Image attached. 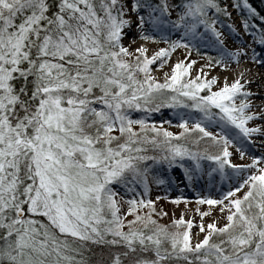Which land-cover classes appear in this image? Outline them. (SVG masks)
I'll list each match as a JSON object with an SVG mask.
<instances>
[{"label": "snow or ice", "instance_id": "obj_1", "mask_svg": "<svg viewBox=\"0 0 264 264\" xmlns=\"http://www.w3.org/2000/svg\"><path fill=\"white\" fill-rule=\"evenodd\" d=\"M221 15L217 0H0V264H264V154L231 159L256 138L264 147V99L254 103L245 71L212 91L216 79L190 78L196 61L163 82L150 68L201 44L218 52L209 65L240 63L248 50L227 47ZM133 29L167 47L130 51ZM248 58L264 66L254 50ZM164 108L190 110L177 113L179 135L147 122ZM158 164L191 183L241 177L222 199L198 201L220 206L223 223L201 224L194 242L191 221L154 218V202L135 195L166 183Z\"/></svg>", "mask_w": 264, "mask_h": 264}, {"label": "rangeland", "instance_id": "obj_2", "mask_svg": "<svg viewBox=\"0 0 264 264\" xmlns=\"http://www.w3.org/2000/svg\"><path fill=\"white\" fill-rule=\"evenodd\" d=\"M222 6L227 8V12L230 14L228 16L223 15V19L219 20L218 28L223 31L224 39L226 41V45L230 50L235 51L237 48L247 49L249 56L252 55V51L254 50L259 59H264V53L260 55V51L256 50L259 44L254 43V40L259 39V31L261 28H264V20L256 21V25L258 27H250L247 31L242 27L238 18L235 15V8L240 9L246 15H248L251 19L255 16H252L249 12L248 8L244 7V0H240L239 7L235 6L234 0H221ZM215 15V13H211ZM231 26V27H229ZM132 34L136 36L134 41L138 44V47L143 46L148 49V56L151 57L154 55L159 49L166 48L167 45L164 43H151L147 41L140 40L137 38L136 31L133 29ZM236 34L239 37V44L236 45L233 42V35ZM176 34H172V39H176ZM247 44V47L241 45V42ZM133 42V39L130 37H125L123 43L126 47H128V43ZM261 47V46H260ZM264 47V46H262ZM130 51H135L136 48H129ZM191 51V55L187 54V50L181 48L177 49L175 52L171 53L170 58H167L166 63H161V61H157L156 64L151 65V72L152 75L160 82L164 81L165 75L170 76L172 73L173 68H169V64L171 59L175 54H178L179 57L175 61L174 65L181 61H196V63L190 69V78L195 79L197 76H200L201 82L204 80H210L211 75L215 73H220L221 68L225 69L226 67L223 64H211L209 65L207 58L209 56H216L218 57V52L215 46L209 45L204 46L201 44L199 46V54L197 53L196 49ZM204 52V53H203ZM174 67V66H173ZM220 69V70H219ZM217 85L212 86V91H217ZM203 94V93H202ZM190 110L187 109H168L164 108L160 112L152 113L150 116H147V122L151 124H155L157 127H162L164 130L172 132L174 135H179L183 129H180L177 125L180 123L179 116L177 115L178 112L186 113ZM133 118H144L143 113H133ZM195 119H199L197 114H192L191 122H194ZM209 130L214 132H220V129H215V127L210 128ZM230 150H233L230 148ZM236 152L233 151V155ZM232 162H234V158L232 157ZM241 160H248L247 157H244ZM187 163V162H186ZM201 164L205 168H209L212 165L211 161H201ZM159 174L163 176L166 180V183L163 185H157L156 183H151L149 186V192L146 196H142L143 187L137 188V192L135 195L136 199H151L154 202L155 210L158 215L154 218L158 219L161 224H171L173 220L180 219L183 217L185 221H191L193 227L191 229V233L194 238V242L197 239H201L203 237V233H200V225L203 224L205 228L207 225L213 222H219L220 224L223 223L222 214L219 211L220 206H209L207 204H199L198 201L202 198H212V199H222L224 194H226L230 189L235 190V186L237 181L241 179L239 176H235L234 178L229 180L220 181L221 184L217 183L216 181H212L210 183H206L207 178L203 179L202 188L196 187L193 183L187 181L184 178V171L183 168L179 166H174L169 168V166H161L160 164L154 166ZM231 171V170H229ZM249 172H244L242 174L243 177H247ZM170 181V182H169ZM185 182L186 184H182ZM210 186V187H209ZM212 187V188H211ZM211 188V189H210ZM243 192V190H242ZM241 193H237V196H241ZM132 194L126 197L131 198ZM179 200V203H174L173 201ZM227 203V201L225 202ZM122 211H126V207L122 209ZM148 209H142L141 214L147 212ZM209 212L208 216H201V213ZM167 213V215H164ZM128 219H132V217H128Z\"/></svg>", "mask_w": 264, "mask_h": 264}, {"label": "bare ground", "instance_id": "obj_3", "mask_svg": "<svg viewBox=\"0 0 264 264\" xmlns=\"http://www.w3.org/2000/svg\"><path fill=\"white\" fill-rule=\"evenodd\" d=\"M126 37H130L131 39H133V41L136 38V36L132 34V31ZM233 37H234L233 42L236 45H238L239 37L236 34H234ZM127 45L129 48L138 47V44L136 42L135 43L131 42V43H128ZM241 45L248 48L247 44L244 42H241ZM256 50L260 51V55L264 53V47L262 46L261 47L257 46ZM178 57H179L178 54H175L173 56V59H171L170 64H169L170 69L173 68L174 63L178 59ZM248 57H250L249 54H248ZM248 57H243L240 63H236L235 61L230 62L229 65L225 69L223 68H221V70L219 69L220 73L212 74L211 79H216L218 81L216 85H217V89L219 90L220 88L224 86L225 83H228L230 85L234 81V79L238 77V74L241 71H245L247 73L246 78H250L253 81V83L251 85H248L247 87L254 93H257V95L254 97V103L256 105H260L262 102V99H264V66H261V64L259 63V60L256 63H252ZM249 69L251 70L250 72H248ZM215 129H220V128L215 127ZM245 152L247 153L245 157L248 158V160L246 161L241 160L238 153H235L232 156L236 164H251L253 157H255L256 159H259L262 156V154H264V147H261L260 140L256 138L254 143L250 142L249 144L245 145ZM259 166L264 167V164H261ZM218 179L219 178H217V180L215 181L221 184V182H219ZM182 184L184 185L186 183L183 182ZM193 184L198 188H202L203 180H199L198 182L193 183Z\"/></svg>", "mask_w": 264, "mask_h": 264}, {"label": "trees", "instance_id": "obj_4", "mask_svg": "<svg viewBox=\"0 0 264 264\" xmlns=\"http://www.w3.org/2000/svg\"><path fill=\"white\" fill-rule=\"evenodd\" d=\"M217 2L221 5V7H223L222 6L223 4H222L221 0H217ZM234 2H235V5H236L237 3L240 2V0H234ZM247 3L251 6L252 9H255V12H256L255 17L253 19H251L248 15H246L244 12H242L238 8H235L236 10H234L235 11V15L238 18V20H239L240 24L242 25V27H243V21L247 20L248 24H249L248 29H250V27L256 28V27H258L256 25L257 24L256 21H261L262 22L264 20V0H247ZM222 19H223V15H221L219 17V20H222ZM218 25H219V23H218ZM192 50H194V49H192ZM199 52H201V50H199ZM209 56H211L213 58H216V56H212L210 54H209ZM181 143H183V141H181ZM188 146L191 147L194 151L195 150H201L202 151L208 145H207L206 141H201V143L199 145V149H197L196 146L191 145V144H189ZM212 150L215 151L216 149L213 148ZM160 165L164 166V167L167 166V164H160Z\"/></svg>", "mask_w": 264, "mask_h": 264}]
</instances>
